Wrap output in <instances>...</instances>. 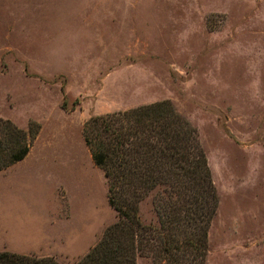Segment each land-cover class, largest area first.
<instances>
[{"label": "rangeland", "instance_id": "obj_1", "mask_svg": "<svg viewBox=\"0 0 264 264\" xmlns=\"http://www.w3.org/2000/svg\"><path fill=\"white\" fill-rule=\"evenodd\" d=\"M164 100L218 195L205 264H264V0H0V120L38 128L0 171V252H89L117 213L83 125ZM138 211L156 223L151 196Z\"/></svg>", "mask_w": 264, "mask_h": 264}, {"label": "trees", "instance_id": "obj_2", "mask_svg": "<svg viewBox=\"0 0 264 264\" xmlns=\"http://www.w3.org/2000/svg\"><path fill=\"white\" fill-rule=\"evenodd\" d=\"M28 134L0 120V171L25 158ZM82 136L107 180L117 221L74 264H205L207 231L218 195L197 130L168 100L91 116ZM152 197L155 224H144L138 203ZM0 264H59L52 257L0 252Z\"/></svg>", "mask_w": 264, "mask_h": 264}, {"label": "crops", "instance_id": "obj_3", "mask_svg": "<svg viewBox=\"0 0 264 264\" xmlns=\"http://www.w3.org/2000/svg\"><path fill=\"white\" fill-rule=\"evenodd\" d=\"M6 171H4L3 173H5ZM0 173H2V172H0Z\"/></svg>", "mask_w": 264, "mask_h": 264}]
</instances>
